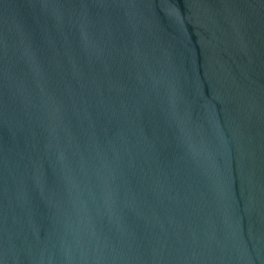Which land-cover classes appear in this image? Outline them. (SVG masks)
<instances>
[{
	"label": "water",
	"instance_id": "95a60500",
	"mask_svg": "<svg viewBox=\"0 0 264 264\" xmlns=\"http://www.w3.org/2000/svg\"><path fill=\"white\" fill-rule=\"evenodd\" d=\"M0 264H264V0H0Z\"/></svg>",
	"mask_w": 264,
	"mask_h": 264
}]
</instances>
